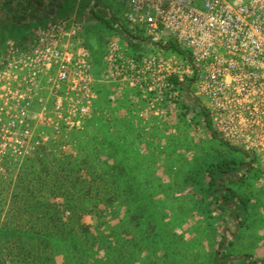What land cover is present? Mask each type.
Masks as SVG:
<instances>
[{"label": "built area", "instance_id": "obj_1", "mask_svg": "<svg viewBox=\"0 0 264 264\" xmlns=\"http://www.w3.org/2000/svg\"><path fill=\"white\" fill-rule=\"evenodd\" d=\"M115 1L153 51L133 55L109 39L98 77L81 22L50 16V5L48 21L25 41L0 47V170L32 156L36 137L83 131L99 83L132 90L162 119L201 99L218 139L264 161V0ZM171 40L184 54L165 49ZM43 127L51 136L36 133Z\"/></svg>", "mask_w": 264, "mask_h": 264}, {"label": "rangeland", "instance_id": "obj_2", "mask_svg": "<svg viewBox=\"0 0 264 264\" xmlns=\"http://www.w3.org/2000/svg\"><path fill=\"white\" fill-rule=\"evenodd\" d=\"M4 1L0 0V6H3ZM10 1L3 6V10L0 12V22L5 19L4 17L11 19L13 21L11 31L5 37L16 40L25 38L23 41L31 34L25 25L27 21L32 17L33 19H37L35 20L36 22H43L46 16L42 14L43 12L39 11H47L49 9L48 6H52V4L55 5L57 3L65 13H68L67 15L75 14L77 16L76 19L82 21L83 28L87 26L91 27L92 24L86 25V21H84L89 18L105 33H107L106 29L100 27V24L91 17L89 9L96 5L94 8H97L100 15L106 19H109L111 15L120 17L123 11L115 0ZM31 1L34 6L36 4L42 6L41 8L39 6V11L30 3ZM22 9L24 10L23 12L21 11ZM2 29L3 27L0 26V31ZM109 39L108 34H105V45ZM143 48L153 51L147 43L143 45ZM190 88L194 89V85H190ZM205 106L204 101L198 99L197 104L194 101V114H192V117L183 116V119L185 117L187 122H192L191 126L190 124H183L184 133L186 134V130L192 127L193 134L191 142H188V144L182 139V143L186 144V147H183L184 151L180 158L183 162L191 161L194 164L195 161V165L199 166V169L206 164L216 171L215 167L217 164L224 160L238 162L243 157V153L236 152L215 135H209V139H205L203 126H206L207 122L202 121ZM73 131L75 130H63L61 134L53 136L54 138L48 139V141L44 140V138L42 140L40 137H36L34 141L38 145V148L28 158H36L38 155L39 157L34 161L35 168L30 174L27 173L29 171V169L26 170L27 168L23 169V171L17 169L11 173L8 172L10 166L20 165L28 158L2 162L1 168L3 167V169L2 171L0 170V180L7 179L11 180L12 183H8L7 185L9 186L2 189L3 194L1 193V195L5 203L1 206L0 228H2L1 222L7 217H9L8 219L11 222H20L21 226H24L25 217H10L12 214L23 216L21 212L23 208H26V211L33 214L34 220L35 213L40 210L42 204L49 201L58 203V205L62 204L65 198L62 193L61 195L52 197L50 194L52 187L48 185L42 186L41 182H49L47 179H50L53 175L52 172L51 176L50 174L45 176L47 168H43L42 164L50 163L51 158L68 159L73 162L74 171L80 168L78 163L79 153L76 148V145L78 146L77 140L66 137ZM40 132L44 133L45 136H51V130L46 127L36 129L37 134H41ZM106 133L107 131H104L106 143L110 145L111 140ZM189 144L193 145L194 150L191 149ZM53 148L56 151H53ZM44 149L47 152L51 151L55 155L50 157L43 154L42 157L38 153ZM244 159L246 161H241L240 165L235 166L234 164L232 166L233 169L226 177L227 180L224 179L223 183H220L222 187L220 190L222 192L228 189L232 190L241 198H243L241 196L242 193L245 192L247 199H243L248 201L246 202L247 206L245 209L237 207V209L232 208L226 212L218 210L215 200L214 202L212 200V202L205 200L207 195L204 191L206 189L197 186L198 175L201 172L192 171H185L187 174H183L180 179H177L178 181H169L167 186L154 185L145 187L150 189L148 197L154 199V203L151 206L147 205L143 209L141 208L142 204L132 201L134 198L132 195L126 196L128 188L119 186L118 181L111 179L109 172L102 179L106 181L110 178V180L103 181L98 188L92 187V189H87L85 187L82 188L81 193L75 190V188H71L68 192L65 191L64 194H68L70 202H73L75 197H82L83 201L79 203V209H73V211L70 209L63 211L64 208L58 206L60 210L59 215H62L61 217L66 225H71L66 228L68 231H75L78 234L86 232L97 242V253L94 254V252L89 251L88 258H90L91 264H106L105 261L108 259L109 253L104 249V241H112L117 253L114 249L110 251V254L112 257L116 256L117 264H213V260L217 254L224 256L223 263L225 264H238L241 262L245 264H264V161L261 160V157L252 155H245ZM245 162L247 169L241 171L240 169ZM182 167L183 163L178 164L175 162L174 169L178 168V171H182L181 169H184ZM95 170L103 173L101 170H108V167H104L103 165L95 168ZM19 172H21L20 176L18 175ZM177 172L172 171V173L176 174ZM71 173L72 169H67L65 172L69 176ZM79 174L81 180L88 178L85 177V174L81 170ZM18 176L21 179L19 181H17ZM194 179L196 180L194 181ZM5 182L7 181H4V184ZM29 190H33L35 195L34 200L24 199L26 196L30 198L28 195L30 194ZM88 190L89 192H87ZM97 197L102 199L103 202L98 203L96 201ZM135 198L138 197L135 196ZM194 199L200 202L197 204L194 202ZM73 203H77V201L74 200ZM194 206L199 208L202 206L203 211L199 210V208L196 210ZM227 209H229V206ZM239 209H241V212H238ZM205 210H207V213H203ZM236 214H239L238 220L236 219ZM149 215H153L154 217V221L151 223L152 227H155V233H148L151 231ZM102 216L104 219L101 221V226L97 218ZM21 218H23V221L20 220ZM72 218H75V220H77L76 218H81V225L83 226L81 231H79L80 226ZM42 221L45 222V220ZM35 225L37 228H42L40 222ZM109 228L112 229L113 234H111L113 237H108L111 232ZM45 229L40 231L41 240L44 239L45 247L34 246L32 256L42 253L43 257L40 264H49L46 263L47 258H54L58 264H62L63 256L67 253V248L63 244V241H60L59 237L55 236L59 229L52 227ZM29 237L31 235H27L26 239ZM74 240L82 241L81 237L78 238V236H75ZM6 241L7 239L0 234V253H7L6 249L9 247L5 243ZM221 241H223V245L219 247ZM33 244L34 241L30 240L29 246L31 247ZM54 245L57 247L54 248Z\"/></svg>", "mask_w": 264, "mask_h": 264}, {"label": "trees", "instance_id": "obj_3", "mask_svg": "<svg viewBox=\"0 0 264 264\" xmlns=\"http://www.w3.org/2000/svg\"><path fill=\"white\" fill-rule=\"evenodd\" d=\"M7 4L9 3V0H5ZM4 3V2H3ZM55 3V2H53ZM39 6V4H38ZM96 6V5H95ZM94 6V7H95ZM91 7L89 9V13L93 19L97 21V23L100 24V27H103L106 29V32H103L101 29L92 30L88 33V35L84 36V43L90 52L91 55V61L92 65L94 67V75L98 77L99 71L102 64V58L105 51V34H110L112 32H116L118 34H121L129 47L131 48V53L133 55L140 56L143 52L144 48L143 45L146 43L145 38L141 36H137L133 34L128 27L124 24L122 17H115L114 15H111L109 19H106L102 15H100L99 10L97 8ZM97 10V11H96ZM50 11L54 12L55 14L59 16H64L66 13L63 11L60 6L56 3L55 5L52 4V7ZM79 21H81L79 19ZM109 32H108V31ZM165 49L170 50L177 54H184V52L179 49L177 43L173 40L169 41ZM95 92L98 96V105L104 106L107 105L110 102V88L108 85L105 84H96L95 85ZM207 125H209L208 118H206ZM88 129V130H87ZM104 131H107L108 138H110L111 143L110 145H107ZM114 130H112V127L110 126V123H103L102 121L98 120V116L95 115L92 117L91 120H89L83 131H73L72 133L68 134L66 136L67 138H73L77 140L78 146L76 145V148L78 149V163H79V169L76 171L73 170V162H71L68 159H57V158H51V162L48 164H42L43 168H47L46 175L51 176V173L53 172V175L50 179H47L49 182H41L42 186L48 185L52 188L50 189V194L52 197H55L57 195L63 194L65 197L61 205H58V203L48 202L45 204H42L40 207V210H38L35 213V219L33 220V214H30L28 211H26V208H23L21 212L23 213V216H20L19 214H10L12 218H20L25 217L24 226H21L20 222H11L7 217L3 222H1L2 228H0V234L4 236L7 241L5 243L8 244L7 253H0V264H40L42 261V253L36 254L35 256H32L33 249L37 247H45L44 239L41 240V234L40 231L46 230L45 228L52 227L59 229L57 231V234L55 235L57 238L59 237L60 241H63V244L67 248V253H65L63 256V262L62 264H91L89 256V251L94 252L96 254V246L97 242L93 237H90L86 232L84 233H76L75 231H68L66 228L71 225H66L64 223L62 215H59V207L61 206L63 211L65 210H72L73 209H79V203H81L82 197H75L73 199L77 201V203L70 202V198L68 197V194L64 192H68L71 188H75L79 193H81L82 188L87 187V189H92V187L98 188L100 183L104 181L102 178H105L107 174L110 172L111 179L114 181H118L119 186L126 187L127 189V197L129 195H132L134 198L132 199L135 203H140L141 208L145 209L146 206H151L152 203H154V199L151 197H148L150 195V189L145 188L149 187L143 186L140 181L136 179V174L133 172L127 173L125 168H122L118 165H114L113 161L115 160L116 150L115 147V141L113 139V133ZM67 135V134H64ZM54 147V146H53ZM53 151H56L55 148H53ZM42 157L43 154L46 156H53L55 154H52L51 151L47 152L45 149L42 150L40 153ZM37 154V155H38ZM39 157L36 156V158H28L24 160V162L20 165H13L8 168V172L11 173L13 170H22L27 168L29 169L27 172L30 174V172L34 171V161ZM41 157V158H42ZM34 158V159H33ZM43 160V159H42ZM106 164V166H105ZM121 164V163H120ZM108 167V170H101L106 171L105 175L103 176V173L97 172L95 168H99V166ZM33 166V167H31ZM67 169H72V173L69 176L66 175L65 172ZM75 169V168H74ZM233 168H230L229 164L224 162L223 164L217 165L215 167V172H210V186L211 188H214L216 193H220L218 197L215 199L216 206L218 210L222 212H226L227 210L230 211V209L234 208L237 209V207H243L244 209L247 206L246 201L241 198L238 194L233 192L232 190H226V192H222L220 190L222 181L225 179L222 176L228 175L230 171ZM24 170V171H26ZM84 173L85 180L80 179L79 172ZM126 171V172H123ZM119 172V173H118ZM19 172V176H20ZM219 174L218 177H213L212 174ZM25 175V174H24ZM27 175V174H26ZM17 178V181L21 180L20 178ZM110 178H108L109 181ZM122 180V181H121ZM219 180V183L217 181ZM221 180V181H220ZM4 181L5 182L4 184ZM90 181V182H88ZM104 181V182H106ZM113 182V181H112ZM8 183H12L11 180L3 179L0 180V215H1V206L5 203L1 193L3 192L4 187H8ZM221 183V184H220ZM116 187H118L116 185ZM132 189V190H131ZM30 198L27 196L24 197V199H35V195L33 190H29ZM27 191V192H29ZM89 192V190L87 191ZM3 194V193H2ZM96 194H98L96 192ZM24 196V195H22ZM98 196V195H97ZM137 196L138 198H135ZM98 198V197H97ZM151 198V199H150ZM116 199V198H115ZM113 200V199H112ZM98 203H102V199L96 200ZM129 202V199H128ZM26 203V202H25ZM95 205V203L93 202ZM229 206V209L227 207ZM60 207V208H61ZM71 207V208H70ZM42 211V212H41ZM236 219H239V214H236ZM74 219V222L80 226L79 231L83 228L81 225L82 221L81 218ZM100 223L99 225L102 226V220L104 217H98L97 218ZM14 220V219H13ZM23 221V218L20 219ZM42 220H45L43 222ZM32 221H34L32 223ZM154 221L153 215H149V226L151 228V231L155 233V227H152V223ZM40 222V225L42 228H37L35 224ZM100 226V228H101ZM44 228V229H43ZM63 228V229H61ZM111 231L108 237H113L112 229L109 228ZM78 231V232H79ZM112 233V234H111ZM147 233V234H148ZM34 234V235H33ZM27 235H31V237L27 238ZM78 236L81 237L82 241L74 240V237ZM94 239V240H93ZM33 240L34 244L33 246H29V241ZM99 244V243H98ZM104 249L109 253L108 259L105 261L106 264H117L116 256L112 257L110 254L111 250H114L112 241H104L103 243ZM223 241L220 242L219 247H222ZM35 246V247H34ZM54 248L57 247L56 245L53 246ZM52 247V248H53ZM115 252L117 253L116 249ZM94 256V255H93ZM88 258V259H87ZM248 258V257H246ZM224 256H220L217 254L215 259L213 260V264H225L223 263ZM52 262V263H50ZM46 263L49 264H58L56 262V259L54 258H47ZM238 264H245L244 262L238 263Z\"/></svg>", "mask_w": 264, "mask_h": 264}, {"label": "crops", "instance_id": "obj_4", "mask_svg": "<svg viewBox=\"0 0 264 264\" xmlns=\"http://www.w3.org/2000/svg\"><path fill=\"white\" fill-rule=\"evenodd\" d=\"M32 1L30 2L31 4L33 3ZM9 2L11 1L9 0ZM6 4L7 2H5L3 6H5ZM3 6H0V12L3 10ZM39 6L38 4H36L34 7L38 9ZM41 7L42 6H40V8ZM21 11L23 12L24 10L22 9ZM42 14L46 16L43 22H36L35 20L37 19H33L32 17L27 21L25 25L26 28L29 29V33H32L36 28L42 26L45 22L48 21L49 16L47 12L44 10V13ZM67 14L68 13L66 12V15L59 16L55 13H51L50 16H74L75 18H77L75 14ZM4 18L5 19L0 22V26L3 27V29L0 31V47H2L8 40L22 42L25 38L16 40L13 38L5 37V35L8 34L9 31H11V24H13V21L9 18ZM84 21H86V25H92L90 28L88 26L83 28V38L84 36L88 35L90 31L98 29V26L93 23L92 19L87 18ZM80 22L82 23V21ZM28 36L26 37V39L28 38ZM108 36L110 39H115L123 50L131 52V48L129 47L123 36H121V34L111 31ZM105 85H108L110 88V102L107 105L100 107L98 106L97 99L94 109L95 115L98 116V120L102 121L103 123L109 122L112 130H114L113 139L115 141L114 149L116 150V155L113 164H119V166L125 168L127 172H134L136 174V179L140 181L143 186H167V183L169 181H176L177 179H180L183 174H187L186 172H201L198 175L197 186L204 187L206 189H204V193L207 195L205 200H212L214 202L217 193L215 192L214 188H211L209 182L211 176L210 172L216 171L212 170L209 165L207 166L206 164L199 169V166L197 167V165H195V161L193 164L191 161L183 162V160L180 158L184 151L183 147H186V144H188V142H191L192 139V127L186 130V134L184 133L185 129L183 128V124H190L191 126L192 122H187L185 117L184 121L183 116L187 115L188 117H192V114H194V101L188 98L189 100L187 104L175 107V110L171 112L168 118L162 119L147 112L145 110V104L137 99L135 93L132 90L124 86H114L111 84ZM138 113H142L143 115V117H141V120H138ZM203 113L204 114L202 116V121H207L206 118H208V116L204 111ZM203 128L205 131V139H209V135H215L211 130L210 123L209 125L203 126ZM182 139H184L186 144L182 143ZM190 147L192 150H194L193 145H190ZM231 148L236 152L239 151L233 147ZM245 155L246 154L243 153V157H241L238 162L224 160L217 165L226 162L229 164L230 168H232L234 164L236 166L241 163V161H246L244 159ZM175 162L178 164L183 163L184 169H181L182 171H178V168L174 169ZM246 169L247 165L245 162L240 170L244 171ZM172 171H178L177 174L179 175H177L176 173H172ZM212 175L213 177H218L219 174L216 175L214 173ZM225 176L222 177L225 178ZM195 180L196 179H194V181ZM217 183H219V180L217 181ZM208 195H210V197H208ZM218 195H220V193ZM241 196L247 199L245 192L242 193ZM245 201L248 202L247 200ZM194 202L198 204V202L200 201H196V199H194ZM194 208L198 210L199 207L194 206ZM199 210L203 211L202 206L201 208H199ZM238 212H241V209H239ZM203 213H207V210H205Z\"/></svg>", "mask_w": 264, "mask_h": 264}, {"label": "water", "instance_id": "obj_5", "mask_svg": "<svg viewBox=\"0 0 264 264\" xmlns=\"http://www.w3.org/2000/svg\"><path fill=\"white\" fill-rule=\"evenodd\" d=\"M226 177H227V175L225 176V180H227V178H226Z\"/></svg>", "mask_w": 264, "mask_h": 264}]
</instances>
